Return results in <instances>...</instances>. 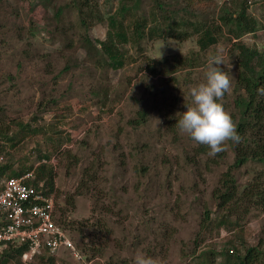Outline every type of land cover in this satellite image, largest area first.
Segmentation results:
<instances>
[{
	"label": "rangeland",
	"instance_id": "374dc122",
	"mask_svg": "<svg viewBox=\"0 0 264 264\" xmlns=\"http://www.w3.org/2000/svg\"><path fill=\"white\" fill-rule=\"evenodd\" d=\"M79 1L0 0V166L10 165L1 179L33 170L45 161L39 155L49 154L55 217L81 256L61 249L50 254L55 263L132 264L142 253L156 264H208L201 252L215 250L220 262L228 240L242 243V252L251 246L261 251L256 264H264V209L252 206L245 214L241 201L228 216L239 219L238 226L211 224L227 213L215 195L224 173L230 169L241 190L264 164L231 167L229 141L221 157L197 154V143L175 125L177 113L190 103L189 89L203 82L209 56L220 49V67L232 81L220 102L233 113L236 39L223 27L218 42L200 51L195 34L183 40L144 37L119 46L123 64L114 69L103 55L96 63L83 41L96 45L106 38L105 17L121 0H91L97 3L95 18L103 19L91 15L88 27L80 21ZM197 1L216 17L226 6L221 0ZM150 4L141 0L127 24ZM247 11L257 29L239 41L263 50L264 0H250ZM178 16L197 18L182 11ZM139 111L145 120L133 125ZM25 126L29 130L19 139ZM40 262L14 258L8 264Z\"/></svg>",
	"mask_w": 264,
	"mask_h": 264
},
{
	"label": "trees",
	"instance_id": "16d2710c",
	"mask_svg": "<svg viewBox=\"0 0 264 264\" xmlns=\"http://www.w3.org/2000/svg\"><path fill=\"white\" fill-rule=\"evenodd\" d=\"M172 1L151 0L147 13L141 12L139 16L134 17L127 24L126 16H132L134 13L132 11L139 9L141 0H121L120 5L113 12H108L105 17L106 38L103 41L96 40V45L89 38L84 39L83 46L87 54L93 52V55H97L96 63L102 60L100 58L103 55L106 65L117 69L123 64V51L119 46L125 43H134L144 37L155 39L167 36L183 40L195 34L197 47L200 51H205L209 46L218 42L219 33L222 32L223 27H226L227 33L236 39L238 73L235 78V89L237 95L234 98V111L230 115L237 126V133L241 137L239 143L229 141L234 152V161L231 167L237 168L248 161L264 164V95L257 92V89L264 88V49L258 50L256 47H249L239 41L242 35L257 29L256 19L251 17L247 11L250 0H229L225 3L226 6L223 7L222 13L217 17L208 14L213 11L205 9V6L202 5L204 3H199L197 0ZM178 1L185 3L182 6H176ZM94 8L97 10V3L91 0L78 2L77 10L84 26H89L87 25V18L90 19L91 15H95L94 19L99 13L94 14L92 11ZM178 11H182L188 16H197V18L190 19V17L178 16ZM102 19L103 16H97L94 21H102ZM189 28L190 30H188ZM178 59L175 60L178 61ZM156 62L161 65L164 63V59ZM192 64L190 60L187 62V65L191 66ZM152 73L155 71L153 70ZM137 116L138 119L131 121L133 125L145 120V112L139 111ZM28 128V126L22 127L19 139L25 136L23 131L29 130ZM195 151L197 154H207L209 149L204 145L197 144ZM223 152L217 155L221 157ZM39 158L42 161L45 159V161H39L37 166L33 168L35 179L32 183L36 184L37 181H42L45 193L50 194L54 190L55 173L53 168L46 163L49 158L48 153L39 155ZM8 167H10L9 164L0 166V179ZM21 173L20 170L13 174L19 175ZM215 195L220 200L218 206L227 209V213L216 217L211 224L216 228L228 224L238 226L239 219L230 221L228 216L241 201L246 204L243 208L245 214L249 212V208L252 206L264 209V169L258 171L255 178L241 190L238 189L231 170L228 169L224 173L221 187L218 192L215 191ZM100 230L103 231L102 226H100ZM242 245L241 243L238 246L227 240L219 251L220 255H223L220 262L215 261V250L210 248L202 251L201 256L203 261L208 264H256L261 258L259 255L261 251L251 246L242 252L240 249L243 247ZM25 248L26 245L17 248L8 247L0 257V264H8L14 258H22ZM35 257L41 259L40 264H56L47 248H42Z\"/></svg>",
	"mask_w": 264,
	"mask_h": 264
},
{
	"label": "built area",
	"instance_id": "2783aa9c",
	"mask_svg": "<svg viewBox=\"0 0 264 264\" xmlns=\"http://www.w3.org/2000/svg\"><path fill=\"white\" fill-rule=\"evenodd\" d=\"M3 160L0 155V164ZM33 179V170L0 179V257L8 247L26 245L23 262L31 261L42 248L50 254L68 249L81 260L65 228L56 220L53 192L46 194L43 182L34 184Z\"/></svg>",
	"mask_w": 264,
	"mask_h": 264
},
{
	"label": "clouds",
	"instance_id": "9594fccd",
	"mask_svg": "<svg viewBox=\"0 0 264 264\" xmlns=\"http://www.w3.org/2000/svg\"><path fill=\"white\" fill-rule=\"evenodd\" d=\"M224 56V49L209 56L203 70L204 80L189 89L190 103L185 104L186 111L177 113L179 119L175 124L195 143L206 146L209 156L224 151L228 141L239 143L241 140L230 113L220 102L232 86L228 72L220 67L224 65ZM257 92L264 95V88ZM132 264H156V261L140 253L134 256Z\"/></svg>",
	"mask_w": 264,
	"mask_h": 264
}]
</instances>
